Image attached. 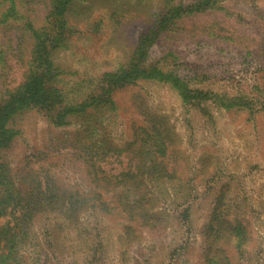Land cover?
<instances>
[{
	"label": "rangeland",
	"instance_id": "rangeland-1",
	"mask_svg": "<svg viewBox=\"0 0 264 264\" xmlns=\"http://www.w3.org/2000/svg\"><path fill=\"white\" fill-rule=\"evenodd\" d=\"M62 3L0 0V264H264V0Z\"/></svg>",
	"mask_w": 264,
	"mask_h": 264
},
{
	"label": "trees",
	"instance_id": "trees-1",
	"mask_svg": "<svg viewBox=\"0 0 264 264\" xmlns=\"http://www.w3.org/2000/svg\"><path fill=\"white\" fill-rule=\"evenodd\" d=\"M71 0H64L63 6H68ZM64 12H66L64 10ZM63 13V12H62ZM62 13L57 14V18L55 20L56 23H58L57 25V33L51 34V33H41L40 31H34V28L31 26V32L33 33L34 38L37 37L36 39V51H35V56H34V60L35 63H40V65H46L48 64V62L45 61L49 60V56L48 58L47 55H50V49L55 47L57 44L56 40H57V36L58 35H63L66 36V33L68 32V30H70V28L68 27V22L67 20H65V15H63ZM51 62V61H49ZM52 65V62L50 65L47 66V70L45 69V67H43V72L42 73H37V71H34V73L32 72L31 75L29 76V81L27 82V85L24 89V91L20 92V93H16L15 95L13 94L12 97L9 99V97H7L6 101V109L7 111H14V108H20V107H16L17 104H24L26 103L28 100H40V101H46V103L48 104H54L55 102L52 101V99L50 100V98H52L51 95H48L45 91H46V86H45V82L49 79H51L53 77L54 73H51L50 71V66ZM19 92V91H18ZM48 92V91H47ZM11 96V95H10ZM47 99V100H46ZM53 106V105H52ZM1 112L4 114V112L2 111V109H0ZM6 111V113H7ZM10 114V113H7ZM14 114V113H13ZM1 239L6 240V242L8 241V239H6L5 237L2 236V228H0V242ZM5 248V245H4ZM3 248V249H4ZM11 253H8V256H10Z\"/></svg>",
	"mask_w": 264,
	"mask_h": 264
}]
</instances>
